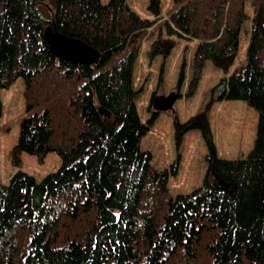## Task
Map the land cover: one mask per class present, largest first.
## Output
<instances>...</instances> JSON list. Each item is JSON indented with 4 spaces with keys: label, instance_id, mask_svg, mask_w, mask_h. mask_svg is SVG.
<instances>
[{
    "label": "trees",
    "instance_id": "1",
    "mask_svg": "<svg viewBox=\"0 0 264 264\" xmlns=\"http://www.w3.org/2000/svg\"><path fill=\"white\" fill-rule=\"evenodd\" d=\"M147 11L155 21L125 0H0V93L21 79L25 100L9 153L18 171L0 183V264H264V0H173L166 19L160 0H148ZM246 22L244 63L212 88L200 112L173 121L177 143L199 131L208 150L202 184L173 196L178 160L159 171L140 148L159 116L151 112L143 124L135 104L142 42L154 39L150 59L170 55L171 37L197 42L189 100L208 63L229 73ZM48 26L92 47L98 63L55 58L43 40ZM185 79L182 63L178 89ZM222 101L243 102L258 116L244 158L217 156L208 115ZM49 153L61 164L39 183L20 170L22 154L42 164Z\"/></svg>",
    "mask_w": 264,
    "mask_h": 264
},
{
    "label": "rangeland",
    "instance_id": "2",
    "mask_svg": "<svg viewBox=\"0 0 264 264\" xmlns=\"http://www.w3.org/2000/svg\"><path fill=\"white\" fill-rule=\"evenodd\" d=\"M107 3L109 0H101ZM128 6L140 18L155 21L148 11V0H125ZM161 16L172 7L173 0H160ZM246 13L252 16L250 5ZM250 22H246L240 34L238 55L233 67L227 75L207 64L197 93L192 99H185L186 85L189 78V64L196 48V41L177 39L175 47L167 58L161 56L148 58L147 52L154 39L146 37L139 50L134 71V88L141 90L136 100L139 118L146 124L151 117V103L155 97L169 96L179 93L175 104V113H161L148 128L147 135L141 141L142 151L150 152L152 164L162 171L171 168L178 160V170L175 176L169 178V190L173 196L187 194L198 188L206 175L208 154L207 147L199 131H191L184 135L180 144L176 142L173 121L180 123L189 120L200 112L210 99V92L222 78L244 63L245 50L248 44ZM150 32V30H148ZM156 33V32H155ZM164 38V28L161 30ZM182 63L185 64V82L178 89V76ZM154 96V98H153ZM0 183L7 185L10 178L18 171L13 168L9 153L16 144L20 120L25 117L24 84L19 79L9 90L0 93ZM208 122L217 156L221 159L236 160L244 158L253 147L258 116L254 110L243 102L222 101L212 104L209 110ZM7 130L5 131V129ZM22 172L32 176L39 183L47 174L55 172L60 167V159L55 153H49L42 164L35 157L22 154Z\"/></svg>",
    "mask_w": 264,
    "mask_h": 264
},
{
    "label": "water",
    "instance_id": "3",
    "mask_svg": "<svg viewBox=\"0 0 264 264\" xmlns=\"http://www.w3.org/2000/svg\"><path fill=\"white\" fill-rule=\"evenodd\" d=\"M43 40L50 53L60 61L83 66H93L99 61L100 54L92 47L77 39L68 38L50 26L45 29ZM177 100V94L173 93L167 97H155L151 103L152 112L158 115L168 112L174 114ZM99 113L105 117L110 116L104 109H100Z\"/></svg>",
    "mask_w": 264,
    "mask_h": 264
}]
</instances>
